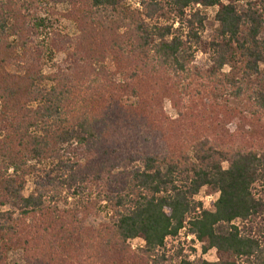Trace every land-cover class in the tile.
Returning <instances> with one entry per match:
<instances>
[{
  "label": "trees",
  "instance_id": "1",
  "mask_svg": "<svg viewBox=\"0 0 264 264\" xmlns=\"http://www.w3.org/2000/svg\"><path fill=\"white\" fill-rule=\"evenodd\" d=\"M187 89L220 135L180 125ZM244 130L263 141L264 0H0V264H264V146ZM102 203L110 222L89 227ZM185 229L219 261L161 256Z\"/></svg>",
  "mask_w": 264,
  "mask_h": 264
},
{
  "label": "rangeland",
  "instance_id": "2",
  "mask_svg": "<svg viewBox=\"0 0 264 264\" xmlns=\"http://www.w3.org/2000/svg\"><path fill=\"white\" fill-rule=\"evenodd\" d=\"M59 13L65 14L67 11L66 6H57L56 9ZM217 9L213 10H206V14L208 15L209 18V28L208 31L205 35V40H209L210 38L213 37L217 27L214 24V19L217 13ZM62 19V18H61ZM58 29L63 31L64 34L68 35L70 38H75L78 35V31L76 28V25L74 22L68 20V19H62L60 23H58ZM43 39V38H42ZM73 58L66 53V52H61L56 56L54 59L53 64H49V66L46 68V73L49 74L51 72V69L59 66L64 65L66 62H71ZM195 65L198 67L202 68H209L211 66V61L210 57L204 55V54H199ZM16 69H14L13 72H15ZM226 71H230L229 68L226 69ZM213 88L216 87H211L210 89H207L209 91H212L216 93ZM205 91V90H204ZM201 94V95H199ZM210 96L207 93H204L201 89H187L186 91H180V105L181 109L183 110L184 113L188 114L187 121L189 120V123L186 121L184 117V122L181 121L180 125L185 126L184 124L191 125V132L190 134L200 136L201 138L203 137H211V136H217L218 134L220 135L222 131V126L218 125V122L214 123H209L210 120L208 118V115H206L204 112L201 111L202 108H204L203 104L207 102L208 104H213V102L209 101ZM203 102V103H202ZM171 103L168 101L166 104V113H168L170 116H173L174 119H179L177 115V110H172L171 108ZM212 111H217V108H210L209 112ZM188 112V113H187ZM220 117H217V120H219ZM242 129H245L242 127ZM184 130L186 131L185 127ZM188 130V129H187ZM229 135H233L235 133L236 125L235 123L229 126ZM247 130L243 131V139L238 138L243 140L244 144L249 148L254 146L255 144V150H259L262 148L261 146H264V139L262 141L261 137L260 138H255V140H252L249 136L247 138H244V135L246 134ZM220 139V136L218 137ZM264 150V148H262ZM227 168V165H225ZM33 191V185L29 184L27 187V191L25 193L26 196L30 195ZM219 199V194L209 190V189H204L199 196L197 197V201L202 203L204 208L208 211L214 212L215 211V204ZM73 202V201H71ZM101 210L100 214L97 216L91 217L87 225L89 227L93 228H98L101 224H106L110 222V216L112 215V210L111 208L105 207L107 204L102 203L101 204ZM17 218H19V214L17 213L16 215ZM129 246L131 247L132 250L137 251L145 246V242L141 239H137L134 241L129 242ZM205 247L206 245L199 241L197 238H193V234L189 232L188 229L183 230L179 236L176 238H169L167 240V247L165 252H161V256H164L169 259H177V254L182 253V258H187L188 261L195 263L199 260H205L208 262H218V254L216 250H211L209 252L205 253ZM160 257V256H159ZM7 264H29L22 256V253H15V252H10L7 255Z\"/></svg>",
  "mask_w": 264,
  "mask_h": 264
},
{
  "label": "built area",
  "instance_id": "3",
  "mask_svg": "<svg viewBox=\"0 0 264 264\" xmlns=\"http://www.w3.org/2000/svg\"><path fill=\"white\" fill-rule=\"evenodd\" d=\"M193 238L196 239V236L193 235Z\"/></svg>",
  "mask_w": 264,
  "mask_h": 264
}]
</instances>
